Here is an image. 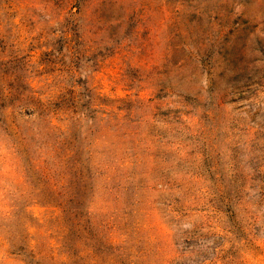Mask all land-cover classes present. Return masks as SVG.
<instances>
[{"label":"rangeland","instance_id":"374dc122","mask_svg":"<svg viewBox=\"0 0 264 264\" xmlns=\"http://www.w3.org/2000/svg\"><path fill=\"white\" fill-rule=\"evenodd\" d=\"M0 264H264V0H0Z\"/></svg>","mask_w":264,"mask_h":264}]
</instances>
